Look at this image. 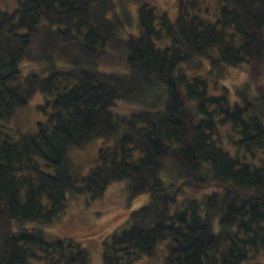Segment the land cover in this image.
<instances>
[{"label": "trees", "instance_id": "trees-1", "mask_svg": "<svg viewBox=\"0 0 264 264\" xmlns=\"http://www.w3.org/2000/svg\"><path fill=\"white\" fill-rule=\"evenodd\" d=\"M202 1L179 0L174 21L143 4L134 22L114 0L0 8V264H90L83 240L48 229L71 198L119 182L148 201L103 240L102 264L162 243L165 264H259L264 81L248 85L264 80V0H218L210 17ZM234 69L250 80L235 103L214 86ZM36 92L45 119L14 139L2 122ZM96 139V165L76 175L72 151Z\"/></svg>", "mask_w": 264, "mask_h": 264}, {"label": "rangeland", "instance_id": "rangeland-1", "mask_svg": "<svg viewBox=\"0 0 264 264\" xmlns=\"http://www.w3.org/2000/svg\"><path fill=\"white\" fill-rule=\"evenodd\" d=\"M15 0H0V8H15ZM179 0H114L116 9L120 11L121 5L124 9H130V14L135 22L138 6L149 4L155 8V12L159 15L166 13L168 18L174 21L178 16ZM218 0L202 1L203 8L207 10L208 17L212 16L216 9L215 3ZM121 17V16H120ZM122 18V17H121ZM159 19V18H158ZM160 20V19H159ZM133 23V22H132ZM134 24V23H133ZM125 27H127L125 25ZM157 27L159 25L157 24ZM132 34L137 33L135 25L128 26ZM202 73V72H201ZM204 73V72H203ZM214 86L219 90L218 95L226 93L232 100L237 102V94L235 92L237 85H246L249 80L248 73L239 70L228 72L223 78H217ZM263 82L262 76L257 81L249 84V89H254L256 83ZM220 86L225 87L223 90ZM45 104L44 97L39 93L33 96L27 107L20 110L10 121L2 122L5 132L10 133L14 139H17L19 133H25L34 130L37 122L44 121L45 115L38 111V107ZM222 129L221 133H225ZM227 142L228 139L225 138ZM102 139H96L87 144L82 149H74L71 153L76 175H86L97 162V153L101 145ZM228 149L230 147L226 146ZM92 194H85L76 198H71L68 210L62 221L54 228L48 229L63 238H74L83 240L84 246L89 250L91 263L102 264L101 247L103 240L118 228L134 210L147 203L148 195L143 194L136 198H131L125 182L115 183L110 186L101 199H92ZM154 257H147L140 264H165V255L167 253V245L160 244L155 252ZM259 264H264V256L259 260Z\"/></svg>", "mask_w": 264, "mask_h": 264}]
</instances>
